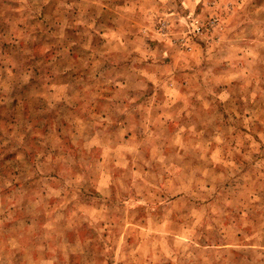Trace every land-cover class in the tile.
<instances>
[{
	"label": "rangeland",
	"instance_id": "rangeland-1",
	"mask_svg": "<svg viewBox=\"0 0 264 264\" xmlns=\"http://www.w3.org/2000/svg\"><path fill=\"white\" fill-rule=\"evenodd\" d=\"M0 264H264V0H0Z\"/></svg>",
	"mask_w": 264,
	"mask_h": 264
},
{
	"label": "built area",
	"instance_id": "built-area-1",
	"mask_svg": "<svg viewBox=\"0 0 264 264\" xmlns=\"http://www.w3.org/2000/svg\"><path fill=\"white\" fill-rule=\"evenodd\" d=\"M203 30V26L202 24H199L197 20H195L193 23H192V31L194 32H199L201 31L202 32Z\"/></svg>",
	"mask_w": 264,
	"mask_h": 264
}]
</instances>
